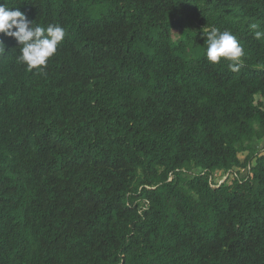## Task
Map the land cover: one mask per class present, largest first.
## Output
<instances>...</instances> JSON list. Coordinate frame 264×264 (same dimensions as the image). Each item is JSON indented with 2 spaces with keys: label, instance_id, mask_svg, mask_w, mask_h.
Segmentation results:
<instances>
[{
  "label": "trees",
  "instance_id": "1",
  "mask_svg": "<svg viewBox=\"0 0 264 264\" xmlns=\"http://www.w3.org/2000/svg\"><path fill=\"white\" fill-rule=\"evenodd\" d=\"M0 3L65 30L42 70L2 37L0 264H264V0Z\"/></svg>",
  "mask_w": 264,
  "mask_h": 264
},
{
  "label": "clouds",
  "instance_id": "2",
  "mask_svg": "<svg viewBox=\"0 0 264 264\" xmlns=\"http://www.w3.org/2000/svg\"><path fill=\"white\" fill-rule=\"evenodd\" d=\"M250 27L257 40L264 39V31L256 30L259 27L257 24ZM3 36L13 37L17 41L20 51L18 61L26 64L29 70H42L64 41L65 30L59 24H49L46 27L34 24L18 8L13 10L6 3H0V53L6 51ZM202 36L205 37L206 58L209 62L220 63L223 59L229 62L230 71H239L244 51L231 31H221L216 27L211 30L204 28Z\"/></svg>",
  "mask_w": 264,
  "mask_h": 264
},
{
  "label": "built area",
  "instance_id": "3",
  "mask_svg": "<svg viewBox=\"0 0 264 264\" xmlns=\"http://www.w3.org/2000/svg\"><path fill=\"white\" fill-rule=\"evenodd\" d=\"M242 172H243L242 177L247 176L249 172V168L247 170H242ZM235 177H239V174L234 171H229L227 173L218 172L214 176L210 177V183H212L213 186H219L229 178H235ZM217 178L219 181L217 180ZM216 181L218 182V184L215 183Z\"/></svg>",
  "mask_w": 264,
  "mask_h": 264
},
{
  "label": "rangeland",
  "instance_id": "4",
  "mask_svg": "<svg viewBox=\"0 0 264 264\" xmlns=\"http://www.w3.org/2000/svg\"><path fill=\"white\" fill-rule=\"evenodd\" d=\"M217 180H218V178H217ZM219 181V180H218Z\"/></svg>",
  "mask_w": 264,
  "mask_h": 264
}]
</instances>
